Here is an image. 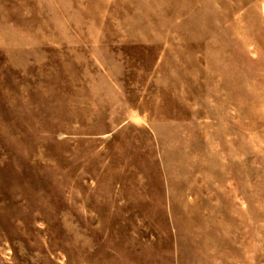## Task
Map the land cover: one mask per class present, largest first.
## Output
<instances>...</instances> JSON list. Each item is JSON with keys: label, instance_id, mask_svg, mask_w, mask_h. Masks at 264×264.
I'll return each mask as SVG.
<instances>
[{"label": "rangeland", "instance_id": "1", "mask_svg": "<svg viewBox=\"0 0 264 264\" xmlns=\"http://www.w3.org/2000/svg\"><path fill=\"white\" fill-rule=\"evenodd\" d=\"M0 264H264V0H0Z\"/></svg>", "mask_w": 264, "mask_h": 264}]
</instances>
